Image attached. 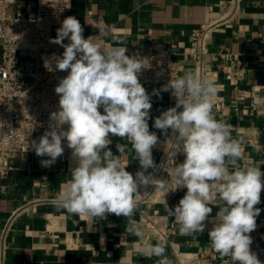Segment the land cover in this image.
Returning <instances> with one entry per match:
<instances>
[{"label": "crops", "instance_id": "0c3cea01", "mask_svg": "<svg viewBox=\"0 0 264 264\" xmlns=\"http://www.w3.org/2000/svg\"><path fill=\"white\" fill-rule=\"evenodd\" d=\"M229 0H73L66 17H76L83 27V36L94 37L102 50L115 46L114 37L127 46L128 55L137 51L170 49L180 67L179 77L191 72L217 86L212 99L217 120L232 126L231 136L242 142L241 167L261 166L264 172V0H240L239 12L228 22L215 27L206 39L203 56L205 69L198 73L193 53L197 49L194 30L226 11ZM56 26L53 39L57 36ZM69 41L64 40L67 44ZM54 48H63L58 44ZM145 87V86H144ZM152 108L148 120L150 132L158 136L152 149L158 162L170 135L153 127L161 112L176 104L171 90L152 95L162 87H145ZM103 114V109H100ZM109 146L115 155L117 143L126 140L113 137ZM126 170L135 175L140 170L133 155L120 156ZM75 159L71 167H75ZM12 170L4 178L0 194V242L6 230L4 252L6 264H156L157 257L148 253L146 244L163 242L170 264H187L205 260L209 264H232L221 259L211 247L207 223L204 233L182 235L175 219L164 209L178 205L186 188L155 200L141 187V200L134 219L143 238L125 232L123 216L106 214L92 219L68 214L56 207V196L71 179V169L55 164L39 168L31 154L11 158ZM152 171V169H149ZM264 180V177H262ZM211 214L218 208L210 203ZM257 227L250 233V249L258 259L264 257V189ZM211 218V217H210ZM1 246V244H0Z\"/></svg>", "mask_w": 264, "mask_h": 264}, {"label": "clouds", "instance_id": "9594fccd", "mask_svg": "<svg viewBox=\"0 0 264 264\" xmlns=\"http://www.w3.org/2000/svg\"><path fill=\"white\" fill-rule=\"evenodd\" d=\"M83 31L80 21L68 16L57 29L56 38L50 39L64 52L62 57L46 60L45 67L52 71L55 63L56 70L68 74L55 88L59 109L50 114L49 130L38 141L28 143V149L48 157L41 160V165L50 167L63 155L62 141L66 140L76 166L55 198L56 207L94 220L106 218V214L123 216L127 220L125 232L142 239L133 218L142 198L139 189L151 185L163 190L167 185V180L154 175L159 166L152 149L158 136L149 130L152 102L139 81V74L150 63L138 55H128L127 46L115 37V46L102 50L94 37L84 38ZM65 39L67 44L63 43ZM169 90L176 104L161 112L153 127L164 135L171 131L166 140L170 148L167 161H176L179 154L184 156L183 162L172 169L175 187L171 191H187L174 208L165 201V211L175 219L182 235L204 233L211 223L208 239L221 259L230 258L232 264H261L250 249V233L256 229L261 212L256 207L264 189L261 166L241 167L238 163L242 142L231 136L230 124L214 117L212 99L217 86L213 81L188 72L169 79L152 95ZM113 137L127 141L116 144L119 155L109 147ZM130 154L140 165L135 175L119 158ZM212 202L218 208L214 217L209 206ZM144 246L158 258L156 264H170L163 242Z\"/></svg>", "mask_w": 264, "mask_h": 264}, {"label": "built area", "instance_id": "2783aa9c", "mask_svg": "<svg viewBox=\"0 0 264 264\" xmlns=\"http://www.w3.org/2000/svg\"><path fill=\"white\" fill-rule=\"evenodd\" d=\"M72 3L73 0H0V194L5 187L4 178L12 170L11 158L31 154L39 163V168H48L41 165V160L49 158L37 156L33 149H28V143L38 141L49 130L50 114L59 109V96L55 88L68 72L56 70L55 63L51 65L53 70L49 71L45 61L52 60L54 56L62 57L64 48H54L50 39H53L54 27L62 24ZM225 8L226 12L218 19L194 30L197 49L193 53V60L198 73L205 69L203 56L206 39L216 26L232 20L238 14L240 0H229ZM137 55L146 58V64L150 63V67L139 74L143 86L163 87L169 79L179 78L180 67L172 50H141L137 51ZM170 136L171 131L168 138ZM62 146L64 153L53 165L73 168L70 166L72 150L67 147L66 140L62 141ZM168 151L170 148L166 142L156 162L159 167L154 175L157 179L168 180L169 187L174 189L172 169L179 158L167 161ZM183 160L181 156L177 164ZM183 189L170 191L166 185L163 190H155L150 185L146 196L159 200ZM5 236L6 230L0 242V264H6Z\"/></svg>", "mask_w": 264, "mask_h": 264}, {"label": "rangeland", "instance_id": "374dc122", "mask_svg": "<svg viewBox=\"0 0 264 264\" xmlns=\"http://www.w3.org/2000/svg\"><path fill=\"white\" fill-rule=\"evenodd\" d=\"M181 156H183V154H179V155L177 156L179 159L176 161V164L180 161ZM183 157H184V156H183ZM175 166H176V165H175ZM175 166H174V167H175ZM174 167H173V168H174ZM170 168H171V167H170ZM169 184H170V183H168V180H167V188L171 191L172 188L169 187ZM154 196H155V195H154ZM259 260L261 261V264H264V257L261 258V259H259ZM187 264H204V262L201 261V260H196V261L189 262V263H187Z\"/></svg>", "mask_w": 264, "mask_h": 264}, {"label": "bare ground", "instance_id": "6f19581e", "mask_svg": "<svg viewBox=\"0 0 264 264\" xmlns=\"http://www.w3.org/2000/svg\"><path fill=\"white\" fill-rule=\"evenodd\" d=\"M155 195H156V193H155Z\"/></svg>", "mask_w": 264, "mask_h": 264}]
</instances>
